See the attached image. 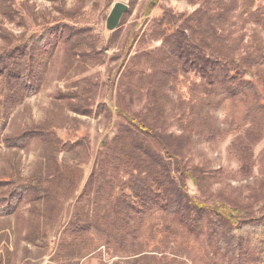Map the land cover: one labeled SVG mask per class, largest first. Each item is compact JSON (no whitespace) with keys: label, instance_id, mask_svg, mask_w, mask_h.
<instances>
[{"label":"rangeland","instance_id":"374dc122","mask_svg":"<svg viewBox=\"0 0 264 264\" xmlns=\"http://www.w3.org/2000/svg\"><path fill=\"white\" fill-rule=\"evenodd\" d=\"M10 1L18 13L13 21L0 15V34L16 39L28 32L23 23L36 29L61 12L84 13L91 21V41L105 49L68 72L65 46H59L43 88L8 115L5 134L37 128L66 145L57 151L39 137L23 149L0 143V178L10 179L1 184L0 196L12 187L11 181H34L47 185L50 193L49 199L34 205L23 201L0 215V264H214L205 235L187 233L161 209L127 217L111 241L101 231L114 220L107 200L127 180V151L145 139L162 153L152 134L140 135L133 125L134 139L121 145L119 126H128V118L145 120L176 150V162L171 159L175 167L181 163L189 171H202L201 190L185 178L193 199L206 205L264 202V110L256 108L252 90L225 98L218 85L205 83L193 71L163 76L167 62L158 58L164 52L158 20L164 12L189 15L206 0ZM118 2L128 8L117 26L109 28L107 18ZM208 4L214 12L223 5L230 9L218 31L227 49L250 57L257 66L246 77L258 81L264 104V0ZM69 103L75 104L73 110ZM243 164L249 166L247 176L239 171ZM75 213L85 221L79 234L70 231Z\"/></svg>","mask_w":264,"mask_h":264},{"label":"trees","instance_id":"16d2710c","mask_svg":"<svg viewBox=\"0 0 264 264\" xmlns=\"http://www.w3.org/2000/svg\"><path fill=\"white\" fill-rule=\"evenodd\" d=\"M209 2L210 0H206L189 15L175 17L164 12L158 20L157 38L161 39L164 47L163 54L158 58L160 62H167L163 68V76L176 70L193 71L205 83L218 85L225 98H234L241 90L250 89L256 98V108L264 110V104L260 101V84L253 76L246 77L252 75V70L257 66L250 57H238L227 49L218 31L217 26L224 21L230 9L223 5L220 11L214 12ZM17 13L10 0H0L1 16L13 21ZM85 15L61 12L59 17L37 26L36 29H28L29 24L23 23L22 28L28 32L16 39L10 33L8 36L0 34L3 43L0 45V143L6 148L23 149L32 139L37 140L39 137L38 139L51 142V146L57 151L65 149L66 144L52 140V136L37 128L15 136L5 134L4 129L12 109L43 88L59 46H65V54L69 60L65 71L69 70L68 72L84 64L86 57L97 58V53L105 49L99 42L91 41L87 34L91 21ZM255 21L257 22L256 19ZM171 24L175 25L174 29L169 27ZM74 60L76 64L73 65ZM155 74L157 72L150 77L154 78ZM71 100L68 98V101ZM69 104L73 110L72 105L75 104ZM128 121V126H119L121 145L127 139H134L130 133L133 125L134 129L140 131V135L152 134L159 141L162 153L151 148L143 139L127 151L128 155L125 154L127 180L119 184L120 192L107 200L114 220L109 223L107 230L104 227L101 229L106 233L105 239L111 241L116 238L114 232L118 231L119 224L123 226L126 223L127 217L144 215L156 208L161 209L172 221L178 222L187 233L195 236L204 234L212 248L214 264H245L248 261L264 264V202L206 205L205 202L193 199L185 190V178L189 177L201 190L202 171H189L181 163L176 169V150L173 151L167 141L152 131L145 120L134 123L133 119L128 118ZM131 151L135 153L132 154ZM171 159H175L174 164ZM239 171L247 176L249 166L243 164ZM92 176L94 171L88 183ZM52 177L56 179L58 175L54 174ZM63 181H68V178H63ZM9 182L8 178H0V187ZM11 186L7 195L0 196V215L13 212L23 201H30L34 205L35 201L41 202L50 197L47 185L36 184L34 181L21 185H15L11 181ZM127 190L129 194H126ZM84 222L81 215L75 213L70 221V231L79 234L86 228Z\"/></svg>","mask_w":264,"mask_h":264},{"label":"water","instance_id":"95a60500","mask_svg":"<svg viewBox=\"0 0 264 264\" xmlns=\"http://www.w3.org/2000/svg\"><path fill=\"white\" fill-rule=\"evenodd\" d=\"M127 8V5L121 2H118L113 6L110 15L107 18L109 28H115L117 26L121 15L127 10Z\"/></svg>","mask_w":264,"mask_h":264}]
</instances>
